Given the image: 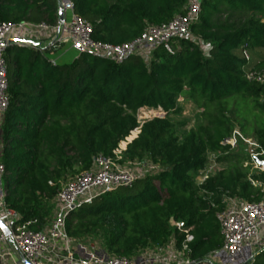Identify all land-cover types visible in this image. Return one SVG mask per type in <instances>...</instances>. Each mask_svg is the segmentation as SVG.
Here are the masks:
<instances>
[{
	"label": "trees",
	"instance_id": "16d2710c",
	"mask_svg": "<svg viewBox=\"0 0 264 264\" xmlns=\"http://www.w3.org/2000/svg\"><path fill=\"white\" fill-rule=\"evenodd\" d=\"M71 1L74 13L92 26V39L109 45L129 43L148 27L169 22L187 3ZM57 8V0H0V24L53 25ZM190 34L158 46L147 60L131 56L121 63L83 53L68 64H51L36 47L6 49L1 182L4 203L20 222L42 230L60 185L89 170L96 155L114 157L138 129L119 162L146 160L156 170L72 210L66 218L70 238H96L108 256L128 258L173 239L180 248L183 230L193 236L190 259L203 260L222 246L216 215L226 198L262 197L250 180L264 184V171L251 168L246 146L231 150L222 142L237 129L259 145L264 161V84L244 75L248 67L264 69V0H202ZM183 103L194 105L200 122L181 133L170 117ZM141 110L165 116L140 126ZM210 155L228 166L198 184ZM251 264H264V250Z\"/></svg>",
	"mask_w": 264,
	"mask_h": 264
},
{
	"label": "built area",
	"instance_id": "2783aa9c",
	"mask_svg": "<svg viewBox=\"0 0 264 264\" xmlns=\"http://www.w3.org/2000/svg\"><path fill=\"white\" fill-rule=\"evenodd\" d=\"M201 2L202 0H187L183 14L176 15L167 23L148 27L138 38L122 45L94 41L92 26L74 13L71 0H60L63 22L58 20L53 25L27 22L0 24V130L3 115L8 108L7 65L4 55L6 49L14 45L11 40H22L28 48L34 47L31 42L40 43L38 49L51 64H57L56 58L47 57L45 50L63 45L75 55L89 53L116 63L131 56L147 60L151 51L158 46L176 38H191L190 27L198 18ZM67 13L68 19L65 17ZM241 55L246 64L253 63L248 52L243 50ZM244 75L249 81L264 84V69L254 70L248 67L244 69ZM158 112L153 114L154 118L165 116L163 112ZM137 120L140 126L144 123L139 115ZM239 143L246 146L251 168L264 171V161L258 159L262 153L254 140L243 137L235 129L222 142L231 150H235ZM121 152L118 148L113 152L114 157L96 155L89 170L61 184L53 201L52 221L39 231L31 229L35 222H20V215L6 207L1 182L4 168L0 162V222L9 231L5 235L0 229V264H24L22 260L28 264H251L257 254L264 250V184L253 180H250L251 185L259 189L262 197L253 202L226 198L225 208L216 215L222 246L203 260L189 258V244L193 241L189 230L182 231L184 239L180 248H177L173 239L162 248L147 250L131 258L108 256L101 250L70 238L66 231V218L72 210L82 204H89L116 188L129 187L136 179L156 170L146 160L129 162L127 167L124 166L119 162ZM210 174L212 173L207 166L199 172L197 183L202 184ZM174 226L181 229L182 224L176 223Z\"/></svg>",
	"mask_w": 264,
	"mask_h": 264
},
{
	"label": "rangeland",
	"instance_id": "374dc122",
	"mask_svg": "<svg viewBox=\"0 0 264 264\" xmlns=\"http://www.w3.org/2000/svg\"><path fill=\"white\" fill-rule=\"evenodd\" d=\"M65 17H66V19H68L69 13H67L65 15ZM43 47H44V45H43ZM55 48H58V47H55ZM55 48H50V50L53 51ZM60 49L61 48L59 46V48L56 49L55 52L53 51V54H51L49 52L50 50L46 51L45 54L47 57H53L56 54H58L56 52H58ZM205 49H207V48L204 47V50ZM73 56H76L73 51L68 52L67 54H65L63 56V58H61V60L58 61V64H62V63L67 62L68 59H71ZM157 113H159L158 110H144V111H140L138 113V115H139V117H141L143 119V120H141V122H142V121H146V120H150V119L154 118L153 114H157ZM197 115H198V110L194 107V105H192L190 103H188V104L183 103L181 112L174 115V116H171L170 119L177 125V127L179 128V132L182 133V131L194 128L200 122L199 120H197ZM135 131L138 133V129H136ZM129 141H131V140H127V138H126L123 142H121L119 145V149L126 147V145ZM128 163H122V164H125L124 166L127 167ZM227 166L228 165L225 163H217L216 158L214 159L213 157L210 156V163L208 165V170L211 173L225 169V168H227ZM69 178H70V176H69ZM69 178H67V179H69ZM2 186H3V184H2ZM53 209H54V206L52 208V211H50L49 216L47 218V225H49L52 221ZM172 227H174V224H172ZM79 242H81V243H83L89 247H93L96 250L101 249L100 241L96 238H85V239L79 240Z\"/></svg>",
	"mask_w": 264,
	"mask_h": 264
},
{
	"label": "water",
	"instance_id": "95a60500",
	"mask_svg": "<svg viewBox=\"0 0 264 264\" xmlns=\"http://www.w3.org/2000/svg\"><path fill=\"white\" fill-rule=\"evenodd\" d=\"M57 5H58V8H57L58 20H59V22H63V19H64L63 16H64V14H63L62 6H61V4H60V0H57ZM10 42L13 43V44H18V45H20V46L25 47V45L23 44L24 41H22V40L13 39V40H11ZM31 45L34 46V47H36V48L40 47V43H33V42H31ZM138 133H139V131H138ZM138 133L136 134V136H135L133 139H135V138L137 137ZM133 139H132V140H133ZM132 140H131V141H132ZM131 141H129L128 143H130ZM0 229L2 230V232H3L5 235H8L9 231L7 230V228L4 226V224H3L2 222H0ZM22 262H23L24 264H28V263L25 262L24 260H22Z\"/></svg>",
	"mask_w": 264,
	"mask_h": 264
},
{
	"label": "crops",
	"instance_id": "0c3cea01",
	"mask_svg": "<svg viewBox=\"0 0 264 264\" xmlns=\"http://www.w3.org/2000/svg\"><path fill=\"white\" fill-rule=\"evenodd\" d=\"M64 46V45H63ZM61 47L60 46V50L58 51V52H56V53H58V54H56L55 56H53V57H55L56 58V63L58 64V61L59 60H61V58H63V56L65 55V54H67L68 52H70V50L66 47V46H64V47ZM59 48V47H58ZM58 48H55L53 51L55 52V50L56 49H58ZM53 51L52 50H50L49 52L51 53V54H53ZM63 55V56H62ZM62 56V57H61ZM76 56H73L71 59H68V61L67 62H65V63H62V64H68V63H70L74 58H75ZM126 147H124V148H122L121 150L123 151L124 149H125Z\"/></svg>",
	"mask_w": 264,
	"mask_h": 264
}]
</instances>
